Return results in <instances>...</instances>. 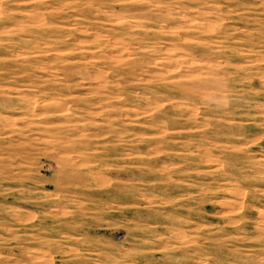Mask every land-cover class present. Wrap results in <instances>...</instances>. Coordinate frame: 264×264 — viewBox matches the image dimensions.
Instances as JSON below:
<instances>
[{
	"label": "rangeland",
	"instance_id": "rangeland-1",
	"mask_svg": "<svg viewBox=\"0 0 264 264\" xmlns=\"http://www.w3.org/2000/svg\"><path fill=\"white\" fill-rule=\"evenodd\" d=\"M0 264H264V0H0Z\"/></svg>",
	"mask_w": 264,
	"mask_h": 264
}]
</instances>
